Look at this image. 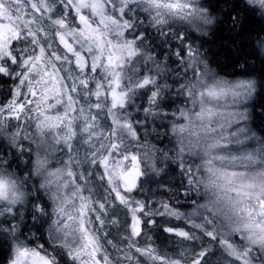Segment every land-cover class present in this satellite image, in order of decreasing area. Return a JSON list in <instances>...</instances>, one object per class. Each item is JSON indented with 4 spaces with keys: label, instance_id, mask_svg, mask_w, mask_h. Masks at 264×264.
I'll list each match as a JSON object with an SVG mask.
<instances>
[{
    "label": "snow or ice",
    "instance_id": "1",
    "mask_svg": "<svg viewBox=\"0 0 264 264\" xmlns=\"http://www.w3.org/2000/svg\"><path fill=\"white\" fill-rule=\"evenodd\" d=\"M243 2L264 18V0ZM215 23L201 0H0L7 264H264V136L246 108L264 80L211 67L190 31ZM173 93L181 102L165 111ZM159 117L171 149L147 144ZM157 177L172 198H138ZM151 226L190 251L162 253Z\"/></svg>",
    "mask_w": 264,
    "mask_h": 264
},
{
    "label": "trees",
    "instance_id": "2",
    "mask_svg": "<svg viewBox=\"0 0 264 264\" xmlns=\"http://www.w3.org/2000/svg\"><path fill=\"white\" fill-rule=\"evenodd\" d=\"M204 3L210 6L213 13L219 18L216 27L208 35L195 37L196 42L202 45V49L206 50L211 67L225 78H253L258 82L264 80V54L261 51V41L264 39V18L259 13L253 15L247 11L243 0H204ZM234 18L238 19L239 23L233 24ZM156 43L159 45L161 41L157 40ZM157 51L163 52L164 50L158 47ZM168 82L172 83L171 80ZM10 84V81L0 82V87L4 88V90H0V93L2 91L8 92ZM0 95L6 96L7 93L4 92ZM181 99L173 93L165 101L164 110L175 111ZM250 108L252 127L258 136H264V90L258 89ZM169 119L170 117H159L150 121L151 127L155 128V131L149 130L148 145H155L161 149H171L170 138L165 135L168 131ZM144 150L147 151V148ZM154 155L158 156L159 154L155 153ZM164 164L165 162L160 160V165L163 166ZM158 179L160 178L157 177L145 183L144 192L137 193V197L140 199L151 197L152 201L172 198V192H165L163 188H158L156 182ZM165 179L167 183L174 184L176 188H179L181 176L175 164L167 165ZM173 191L175 192L176 189L174 188ZM177 197V207L180 209L189 207L187 198L178 192ZM161 221L158 218L159 224L165 227L171 226ZM148 235L155 245L163 248L170 234L161 231L157 226H151L148 229ZM6 254L5 245L0 243V264L4 263Z\"/></svg>",
    "mask_w": 264,
    "mask_h": 264
},
{
    "label": "rangeland",
    "instance_id": "3",
    "mask_svg": "<svg viewBox=\"0 0 264 264\" xmlns=\"http://www.w3.org/2000/svg\"><path fill=\"white\" fill-rule=\"evenodd\" d=\"M201 3L203 4V6H205V7H207V8L209 9V14H210V15L216 17V23H215L214 25H212V26H209V28H208V30H207V34H206V35H208V34H209L211 31H213V29L216 27V24H217L219 18H218V16H217L215 13H213V11H212V9L210 8V6H208L206 3H204V0H201ZM190 35H191L192 40H195V42H196V39H195L196 36H206V35H201L200 33H198V32H193V31H190ZM262 41H264V39H263ZM262 41H261V42H262ZM190 42H191V41H190ZM196 44H197V45H200V44H198L197 42H196ZM202 51H204V52L206 53V55H207V52H206L205 49H202ZM261 51H262V53L264 54V50L261 49ZM207 58H208V57H207ZM224 78H225V77H224ZM227 79H229V80H240V79H249V78H227ZM0 90H4V88L0 87ZM4 92H5V93H8V92H6V91H2L0 94H2V93H4ZM3 97H4V95H0V99H3ZM254 97H255V96H254ZM254 97H253L251 100H249V101L247 102V105H246L247 111H248V113H249V119H248V121H247V126H248L253 132H255V131H254L253 127H252V115H251L250 104L252 103ZM228 103H231L230 98H229ZM229 110H231V109H229ZM255 133H256V132H255ZM256 134H257V133H256ZM257 135H258V134H257ZM173 147H174V145L172 144V146H171L170 148H173ZM21 167H23V166H21ZM188 205H189V207H187V208H185V209H180V210H181V211H191V207H192V206H191L190 203H188ZM119 215H120L121 220L123 221V219H124V215H123V213L121 212V213H119ZM161 222L163 223V220H162ZM173 222H176V224H180V223H181V222H179V221H172V223H173ZM111 233H112V235L109 237L110 239L118 238L119 233H118V231H117L116 228H111ZM151 241H152V240H151ZM152 242H153V241H152ZM140 243H141V246H142V245H143V241H141ZM164 244H165V247H163V248H161V247H159V246L156 245L157 248H158L162 253H168V254L172 255V254H175V253H177V252H179V251H185V252L190 251V244H189V242L185 241V242L181 243L180 238L175 237V236H173V235H171V234L169 235L168 239L165 241ZM110 250H111V249H110ZM177 258H178V257H177ZM213 259L215 260V259H217V258H213ZM185 264H187V261H185Z\"/></svg>",
    "mask_w": 264,
    "mask_h": 264
},
{
    "label": "flooded vegetation",
    "instance_id": "4",
    "mask_svg": "<svg viewBox=\"0 0 264 264\" xmlns=\"http://www.w3.org/2000/svg\"><path fill=\"white\" fill-rule=\"evenodd\" d=\"M0 243L4 244L5 247H6V249H7L6 258H5L4 263H3V264H7V262H8V258H9L8 244L5 243L3 240H0Z\"/></svg>",
    "mask_w": 264,
    "mask_h": 264
},
{
    "label": "bare ground",
    "instance_id": "5",
    "mask_svg": "<svg viewBox=\"0 0 264 264\" xmlns=\"http://www.w3.org/2000/svg\"><path fill=\"white\" fill-rule=\"evenodd\" d=\"M176 189V188H175ZM171 195V194H170ZM168 198V197H167ZM170 199V198H169Z\"/></svg>",
    "mask_w": 264,
    "mask_h": 264
}]
</instances>
